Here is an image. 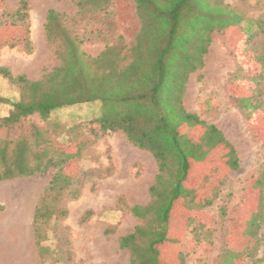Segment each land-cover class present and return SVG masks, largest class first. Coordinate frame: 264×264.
Returning <instances> with one entry per match:
<instances>
[{
    "label": "trees",
    "instance_id": "16d2710c",
    "mask_svg": "<svg viewBox=\"0 0 264 264\" xmlns=\"http://www.w3.org/2000/svg\"><path fill=\"white\" fill-rule=\"evenodd\" d=\"M131 1L139 24L132 41H126L117 32L110 12L113 0H71L76 7L74 15L51 9L45 16V38L54 47L58 62L54 68L38 80H29L0 67V79L15 88L17 94L14 101L0 97V105L9 108L8 113L0 117V130L17 128L21 132L15 140L0 138V182L45 177L51 173L32 218L37 253L45 263L52 257L49 247L43 244L46 228L51 222L66 217L64 200L76 199L82 185L90 178L88 171L68 169L70 163L84 158L90 141L84 135L83 125H74L68 131L67 142L75 144V148L64 150L53 138L54 129L50 131L49 127L35 123L25 126L27 118L37 115L46 124L56 110L100 103L103 113L87 124L88 131L95 137L120 133L132 147L152 156L157 173L148 188L149 200L127 207L138 223L130 233L117 239L118 248L128 256V264H164L161 249L173 242L170 220L175 207L184 214L185 229L195 242L211 241L212 232L204 229L199 214L215 203L223 180L207 190L206 176L198 188L187 181L194 174V168L206 167L217 151L229 171L239 166L236 151L223 133L215 125L188 113L182 96L173 112H166L160 104L164 97L161 89L169 81L165 54L189 29L191 22L195 23L190 27L192 31L197 32L196 26L203 25L202 58L208 52L213 33L238 27L246 37V52L264 67V10L258 17H252L223 0ZM89 24L100 25L102 31L84 30ZM9 27L18 29L21 35L13 43L2 44L20 46L30 53L27 0H18L17 8L0 22V30ZM95 40L104 42L105 47L96 56H90L81 47L84 42ZM178 54L181 59L183 55ZM197 68H203L200 58L191 71ZM254 90L256 94L251 96L231 98L245 120L256 111L264 114L261 94ZM193 125L199 128L194 136L183 129ZM253 176L258 203L244 231V236L253 244L244 250L247 264H264V253L256 257L259 232L264 224V163ZM224 214L222 209L220 215L224 217ZM237 255L223 242L216 264H236ZM171 264H185V256L179 249Z\"/></svg>",
    "mask_w": 264,
    "mask_h": 264
},
{
    "label": "rangeland",
    "instance_id": "374dc122",
    "mask_svg": "<svg viewBox=\"0 0 264 264\" xmlns=\"http://www.w3.org/2000/svg\"><path fill=\"white\" fill-rule=\"evenodd\" d=\"M223 1L247 16L258 17L264 10V0ZM27 3L32 50L27 53L20 46L2 44L15 42L21 33L12 27L0 30V67H6L14 76L24 75L29 80H38L58 64L54 47L45 38L47 11L53 9L72 16L76 13V7L71 0H27ZM17 6L18 0H0V22L5 21L7 14H11ZM110 12L117 32L126 41H132L139 29L132 1L113 0ZM193 25L194 22L188 24L189 29L165 54L169 81L161 89L164 97L160 99V104L166 112H173L177 110L182 96L183 107L188 113L215 125L223 133L236 151L239 166L229 171L219 159L220 153L217 151L206 167L200 166L199 170L194 168V174L187 181L190 186L200 187L204 176L206 190L223 180L215 203L199 214L204 229L212 232L211 241L201 239L195 242L185 229L184 214L175 207L170 220L173 242L162 247L161 259L164 264L173 263L175 251L179 249L185 256V264H216L225 242L238 254L236 264H247L244 249L251 247L253 241L244 236V231L258 203L253 174L264 163V114L256 111L245 120L231 98L251 96L256 94V88L264 102V67L253 61L251 54L246 52V37L238 27L213 33L208 52L202 58L205 42L203 25L196 26L197 32L190 30ZM84 30L102 31L98 24H89ZM104 47V42L95 40L84 42L81 48L86 54L95 56ZM178 52L183 55L181 59ZM199 58L203 61V68L191 71ZM0 97L10 101L17 97L15 88L2 79ZM8 110V106L0 105V117L6 115ZM102 113V104L95 102L56 110L46 124L37 115L24 120L25 126L35 123L49 127L50 131L54 129L53 138L57 146L64 150L75 148V144L67 142L68 131L74 125L82 124L84 135L90 141L89 149L80 162L70 163L68 169L73 172L78 168L88 171L90 178L84 182L76 199L64 200L66 217L51 222L46 228V241L43 244L49 247L52 256L46 263L37 253L32 218L51 173L45 177L0 182V222L10 206L15 209L24 207L21 235L25 255L22 264H128V256L118 248L117 239L130 233L137 225V220L127 207L145 204L149 200L148 188L157 167L148 152L132 147L122 134L102 137L91 134L87 124ZM183 129L193 136L199 131L196 125ZM20 133L17 128L9 131L1 129L0 138L15 140ZM222 209L225 211L224 217L220 215ZM3 238L1 234L0 246ZM259 239L257 258L264 253V224ZM13 261L8 259L9 264H16Z\"/></svg>",
    "mask_w": 264,
    "mask_h": 264
},
{
    "label": "bare ground",
    "instance_id": "6f19581e",
    "mask_svg": "<svg viewBox=\"0 0 264 264\" xmlns=\"http://www.w3.org/2000/svg\"><path fill=\"white\" fill-rule=\"evenodd\" d=\"M8 210L0 222V236L2 234L4 237L0 246V264H9V258L13 259L16 264H22L25 255V246L21 235L24 207L20 206L19 209H15L10 206Z\"/></svg>",
    "mask_w": 264,
    "mask_h": 264
},
{
    "label": "crops",
    "instance_id": "0c3cea01",
    "mask_svg": "<svg viewBox=\"0 0 264 264\" xmlns=\"http://www.w3.org/2000/svg\"><path fill=\"white\" fill-rule=\"evenodd\" d=\"M139 30V29H138ZM96 56V55H95Z\"/></svg>",
    "mask_w": 264,
    "mask_h": 264
}]
</instances>
